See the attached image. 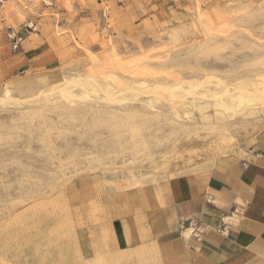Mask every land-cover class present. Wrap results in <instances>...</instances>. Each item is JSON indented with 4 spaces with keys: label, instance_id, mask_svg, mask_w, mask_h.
<instances>
[{
    "label": "rangeland",
    "instance_id": "1",
    "mask_svg": "<svg viewBox=\"0 0 264 264\" xmlns=\"http://www.w3.org/2000/svg\"><path fill=\"white\" fill-rule=\"evenodd\" d=\"M261 86L264 0H0V264H128V194L245 158Z\"/></svg>",
    "mask_w": 264,
    "mask_h": 264
},
{
    "label": "crops",
    "instance_id": "2",
    "mask_svg": "<svg viewBox=\"0 0 264 264\" xmlns=\"http://www.w3.org/2000/svg\"><path fill=\"white\" fill-rule=\"evenodd\" d=\"M165 190L128 194L111 245L128 264H264V128L245 158Z\"/></svg>",
    "mask_w": 264,
    "mask_h": 264
},
{
    "label": "bare ground",
    "instance_id": "3",
    "mask_svg": "<svg viewBox=\"0 0 264 264\" xmlns=\"http://www.w3.org/2000/svg\"><path fill=\"white\" fill-rule=\"evenodd\" d=\"M192 87H193V86H192ZM175 88H177V87H175ZM173 89H174V88H173ZM178 89H179V88H178ZM105 90H106V92H108L107 90H109V89H108L107 86L105 87ZM179 91H180V90H179ZM189 91H190V90H189ZM189 91L187 90V93H184V94H188ZM259 91H260V93L263 94V96H264V86H261V87L259 88ZM110 92H111V91H110ZM181 92H183V91H181ZM62 95H64L66 98L73 97V95H72L69 91H67V90H62ZM63 98H64V97H63ZM233 98H234V100L237 101L238 106H241V105H249V104H252V103L254 102L253 99H242V98H240L239 96H233ZM69 100H70V99H69ZM182 105H183V108H182V109L173 108L174 112H175L176 114L180 115V116H181V114H184V115H185V113H189L190 110L192 111V109H194V105H193L192 102H191V103H188V104L184 103V104H182ZM180 107H181V106H180ZM220 107H222V106H220ZM188 108H189V109H188ZM247 112H248V114L251 113L249 110L246 109V111H244V114H247ZM185 116H187V115H185Z\"/></svg>",
    "mask_w": 264,
    "mask_h": 264
},
{
    "label": "built area",
    "instance_id": "4",
    "mask_svg": "<svg viewBox=\"0 0 264 264\" xmlns=\"http://www.w3.org/2000/svg\"><path fill=\"white\" fill-rule=\"evenodd\" d=\"M14 49L17 47V44H14ZM190 227H192V231L195 229L196 225L195 224H192ZM196 230L199 232L200 231V228L197 227Z\"/></svg>",
    "mask_w": 264,
    "mask_h": 264
}]
</instances>
